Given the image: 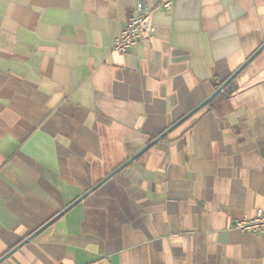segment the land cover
I'll return each mask as SVG.
<instances>
[{
	"label": "crops",
	"instance_id": "crops-1",
	"mask_svg": "<svg viewBox=\"0 0 264 264\" xmlns=\"http://www.w3.org/2000/svg\"><path fill=\"white\" fill-rule=\"evenodd\" d=\"M135 2L0 0V264H264L234 227L264 208V48L140 153L264 46V0H147L121 54Z\"/></svg>",
	"mask_w": 264,
	"mask_h": 264
},
{
	"label": "built area",
	"instance_id": "built-area-1",
	"mask_svg": "<svg viewBox=\"0 0 264 264\" xmlns=\"http://www.w3.org/2000/svg\"><path fill=\"white\" fill-rule=\"evenodd\" d=\"M162 6L170 8L171 1L164 2ZM153 16L154 8L147 0H136L129 21L114 39L113 50L125 54L142 39L147 38L153 30ZM234 227L243 233L264 236V208H257L250 217L238 219Z\"/></svg>",
	"mask_w": 264,
	"mask_h": 264
},
{
	"label": "water",
	"instance_id": "water-1",
	"mask_svg": "<svg viewBox=\"0 0 264 264\" xmlns=\"http://www.w3.org/2000/svg\"><path fill=\"white\" fill-rule=\"evenodd\" d=\"M264 48V46H262L261 48H259V50L257 52H255L237 71H235L215 92L214 94H212L209 98H207L201 105H199L197 108H195L193 111H191L189 114L185 115L183 118H181L178 122H176L173 126H171L169 128V130H167L166 132L162 133L160 136H158L153 142H151L146 148H144L140 153H142L143 151H145L147 148H149L155 141L163 138L169 131H171L172 129H174L175 127H177L182 121H184L186 118H188L190 115H192L194 112H196L198 109H200L202 106L208 104L210 101H212L220 92L223 91L224 87L232 81V79L251 61V59L258 54L262 49ZM139 153V154H140ZM137 154V156L139 155ZM136 156H134L133 158H131L130 160H128L127 162H125L124 164H122L119 168H117L116 170H114L111 174H109L106 178H104L101 182H99L97 185H99L100 183H102L103 181H105L106 179H108L110 176H112L114 173H116L118 170H120L126 163H128L129 161H131L132 159H134ZM96 185V186H97ZM95 186V187H96ZM95 187H93L90 191H92ZM90 191H88L87 193L84 194V196L86 194H88ZM83 197H80L76 202L77 203L79 200H81ZM73 203V204H74ZM73 204H71L70 206H68L67 208H65L63 211H61L59 214H57L54 218H52L50 221H48L46 224H44L39 230H37L35 233H33L32 235L29 236V238L25 239L21 244H19L17 247H15L12 251H14L15 249H17L20 245H22L23 243H25L28 239H31L34 235H36L39 231H41L43 228H45L46 226H48L49 224H51L57 217H59L60 215H62L67 209H69ZM10 251V253L12 252ZM7 256V255H6ZM4 256V257H6Z\"/></svg>",
	"mask_w": 264,
	"mask_h": 264
}]
</instances>
